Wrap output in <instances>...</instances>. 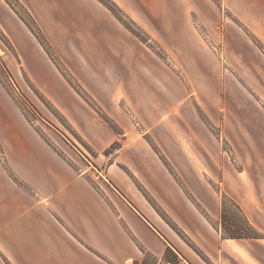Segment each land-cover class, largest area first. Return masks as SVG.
<instances>
[{"label":"crops","instance_id":"obj_1","mask_svg":"<svg viewBox=\"0 0 264 264\" xmlns=\"http://www.w3.org/2000/svg\"><path fill=\"white\" fill-rule=\"evenodd\" d=\"M19 1L86 95L123 134L66 82L28 26L0 0V33L21 71L52 97L80 142L96 153L92 161L56 126L60 137H46L0 81V264H264V232L259 239L223 237L180 198L161 166L155 162L142 170L144 157L126 144L136 122L157 127L174 114L172 76L149 47L98 0ZM113 1L148 33L181 34L166 47L192 48L187 38L198 28L214 33L221 27L246 28L264 44V0ZM186 104L181 116L195 143L213 151L215 142L204 137L196 108ZM121 139L120 153L102 160ZM142 177L185 238L141 199L134 181Z\"/></svg>","mask_w":264,"mask_h":264},{"label":"rangeland","instance_id":"obj_2","mask_svg":"<svg viewBox=\"0 0 264 264\" xmlns=\"http://www.w3.org/2000/svg\"><path fill=\"white\" fill-rule=\"evenodd\" d=\"M10 1L35 33L47 41L25 11L14 0ZM125 22L131 28V31L126 28L130 34L147 45L172 76V118H162L157 127L146 121L136 122L129 142H126L144 157L140 162L142 170L143 166L155 165V162L161 166L180 198L193 205L223 237L229 235L227 228L230 224H233L230 230H234L242 223L235 204L259 232H264V44L246 28L241 27L242 31L235 27L227 31L221 27L214 33L198 28L187 38L192 41V48L166 47L181 34L148 33L134 21L133 24L127 19ZM235 23L241 26L237 21ZM46 48L66 82L75 90L70 79L87 93L54 54L49 43ZM22 69L13 46L0 33V81L4 87L30 122L46 137H60L53 129L58 127L93 161L95 151L80 142L55 107L52 97L38 89ZM12 80L27 98L30 108L16 93ZM87 101L99 111L102 121L106 119L114 131L123 134L122 129L99 110V106L88 98ZM186 103L196 108L204 137L215 142L213 151L195 143L181 116ZM144 115L149 119L148 109ZM116 143L118 145L114 143L102 153V160L120 153L125 143L122 139ZM94 168L103 169L95 163ZM92 181L96 186L102 184L95 178ZM134 182L141 199L150 204L174 232L185 238L164 211L159 195L145 188L143 177ZM148 261L157 264L154 260Z\"/></svg>","mask_w":264,"mask_h":264},{"label":"trees","instance_id":"obj_3","mask_svg":"<svg viewBox=\"0 0 264 264\" xmlns=\"http://www.w3.org/2000/svg\"><path fill=\"white\" fill-rule=\"evenodd\" d=\"M11 8L12 10L21 18V20L28 26V28L32 31V33L36 36L38 41L41 43V45L44 47L46 52L49 54V51L47 50L46 46L48 45L47 41L41 39L37 33L33 30L32 26L27 22V20L20 14L19 11L16 10L15 5L10 0H4ZM24 11L25 13L34 21L35 20L31 16V14L28 12V10L22 5V3L19 0H14ZM101 4H103L126 28H128L131 31L130 26L125 22V20H129L132 24L134 23L132 19H130L123 10L113 1V0H98ZM3 33V32H2ZM4 35V34H2ZM137 36V35H136ZM4 37H6L4 35ZM139 37V36H138ZM264 50V47L262 48ZM50 55V54H49ZM52 58V57H51ZM53 60V58H52ZM70 84L75 88V90L81 95V97L87 101V98L90 99L86 93L79 87L75 86L74 82L68 79ZM90 105L91 103L87 101ZM96 111L97 109L92 106ZM99 113V111H97ZM103 120L110 124L109 121L103 118ZM118 145V143H115ZM107 155V154H106ZM236 208L241 214L242 217V223L240 226H233L235 227L234 230H230L231 226L233 224H230L227 229H229V235L228 238L231 239H259L261 237L260 232L250 223V221L247 219V217L243 214L241 208L235 204Z\"/></svg>","mask_w":264,"mask_h":264},{"label":"built area","instance_id":"obj_4","mask_svg":"<svg viewBox=\"0 0 264 264\" xmlns=\"http://www.w3.org/2000/svg\"><path fill=\"white\" fill-rule=\"evenodd\" d=\"M12 83H13V85H14V87H15V90H16V93L19 95V97L21 98V100L23 101V102H25L26 103V105L29 107L30 105H29V103H28V101H27V98L24 96V94L21 92V90L17 87V85L14 83V81L12 80ZM30 108V107H29Z\"/></svg>","mask_w":264,"mask_h":264}]
</instances>
